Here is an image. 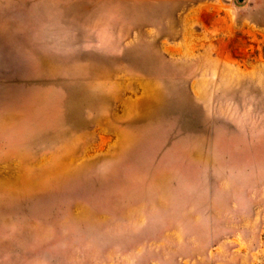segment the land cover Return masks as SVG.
Returning <instances> with one entry per match:
<instances>
[{
  "label": "rangeland",
  "instance_id": "rangeland-1",
  "mask_svg": "<svg viewBox=\"0 0 264 264\" xmlns=\"http://www.w3.org/2000/svg\"><path fill=\"white\" fill-rule=\"evenodd\" d=\"M0 264H264V0H0Z\"/></svg>",
  "mask_w": 264,
  "mask_h": 264
}]
</instances>
